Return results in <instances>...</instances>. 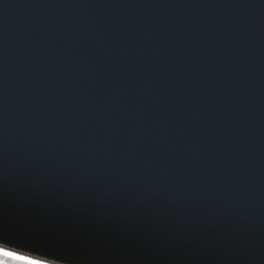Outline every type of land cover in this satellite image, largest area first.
Segmentation results:
<instances>
[{
  "label": "water",
  "instance_id": "95a60500",
  "mask_svg": "<svg viewBox=\"0 0 264 264\" xmlns=\"http://www.w3.org/2000/svg\"><path fill=\"white\" fill-rule=\"evenodd\" d=\"M0 244L264 264V0H0Z\"/></svg>",
  "mask_w": 264,
  "mask_h": 264
},
{
  "label": "snow or ice",
  "instance_id": "6c2138e0",
  "mask_svg": "<svg viewBox=\"0 0 264 264\" xmlns=\"http://www.w3.org/2000/svg\"><path fill=\"white\" fill-rule=\"evenodd\" d=\"M0 264H43V262L34 255H26L21 252L12 251L0 244Z\"/></svg>",
  "mask_w": 264,
  "mask_h": 264
},
{
  "label": "clouds",
  "instance_id": "9594fccd",
  "mask_svg": "<svg viewBox=\"0 0 264 264\" xmlns=\"http://www.w3.org/2000/svg\"><path fill=\"white\" fill-rule=\"evenodd\" d=\"M37 259L41 260L43 264H61L60 259H49L46 256L36 257Z\"/></svg>",
  "mask_w": 264,
  "mask_h": 264
}]
</instances>
